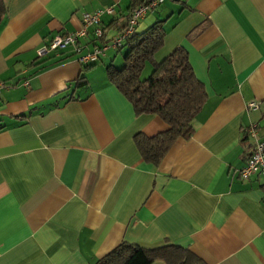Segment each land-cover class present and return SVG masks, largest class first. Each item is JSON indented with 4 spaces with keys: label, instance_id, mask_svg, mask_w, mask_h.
<instances>
[{
    "label": "crops",
    "instance_id": "obj_1",
    "mask_svg": "<svg viewBox=\"0 0 264 264\" xmlns=\"http://www.w3.org/2000/svg\"><path fill=\"white\" fill-rule=\"evenodd\" d=\"M142 1L3 0L0 264H93L121 242L176 245L203 264H264V174L237 175L250 152L242 129L255 124L264 140V0H165L139 20L142 29L164 21L154 60L183 48L206 94L191 136L156 166L133 137L166 125L135 116L107 82L116 50L85 69L69 47L36 57L79 29L82 13L111 8L99 19L102 37L91 27L80 40L90 51ZM79 76L83 88L74 87Z\"/></svg>",
    "mask_w": 264,
    "mask_h": 264
},
{
    "label": "trees",
    "instance_id": "obj_2",
    "mask_svg": "<svg viewBox=\"0 0 264 264\" xmlns=\"http://www.w3.org/2000/svg\"><path fill=\"white\" fill-rule=\"evenodd\" d=\"M2 2L0 0V9ZM138 5H131L128 12ZM163 24V20L154 21L140 32H136V25L121 46L115 49L116 52L125 50L121 66L117 68L109 63L104 67L107 82L129 102L135 116L153 115L166 125L164 131L152 136L137 133L133 137L141 159L153 166L159 164L175 140H187L191 136L193 119L206 100L203 85L193 75L183 48L175 47L160 61L154 60L155 53L163 45ZM146 65L151 66V74L141 79ZM83 66L85 69L92 64ZM86 85L83 76L74 82L75 88ZM155 261L164 264H203L189 250L176 245L143 248L126 242L119 243L93 264H151Z\"/></svg>",
    "mask_w": 264,
    "mask_h": 264
},
{
    "label": "built area",
    "instance_id": "obj_3",
    "mask_svg": "<svg viewBox=\"0 0 264 264\" xmlns=\"http://www.w3.org/2000/svg\"><path fill=\"white\" fill-rule=\"evenodd\" d=\"M164 0H144L126 15V26L107 42L95 45L86 53H81L80 40L86 36L87 30L93 28V38L100 39L103 32L98 28L99 19L103 15L111 14V8L95 10L92 13H82L80 19V28L62 35L52 37L47 43L41 45L36 50V57L41 58L52 53L72 48L78 54V63L81 65L94 64L103 56L107 49H118L126 36L130 35L138 21L148 12L161 5ZM256 105L249 103L247 108L254 109ZM245 139L250 141V152L245 160L244 166L237 172L241 181L248 180L251 176L264 174V140L259 138L258 128L255 124H249L242 129Z\"/></svg>",
    "mask_w": 264,
    "mask_h": 264
},
{
    "label": "rangeland",
    "instance_id": "obj_4",
    "mask_svg": "<svg viewBox=\"0 0 264 264\" xmlns=\"http://www.w3.org/2000/svg\"><path fill=\"white\" fill-rule=\"evenodd\" d=\"M167 3V2H166ZM163 8V7H162ZM161 8V9H162ZM148 13H150V12H148ZM153 17V16H152ZM145 23L147 24L146 25V27H148L150 24H152V22H148V21H145ZM142 26H140V27H136V29H137V31L136 32H140V31H142V30H144L146 27H144V29H142L141 28ZM125 53V50L124 49H121L118 53H116V56H115V60L114 61H112V64L114 65V66H116L117 68H119L120 66H121V64H122V56H123V54ZM99 65V64H98ZM101 66V65H100ZM100 66H98V67H100ZM151 70H152V68H151V66L150 65H146L145 67H144V69L142 70V72H141V76H140V78L141 79H145V78H147L150 74H151Z\"/></svg>",
    "mask_w": 264,
    "mask_h": 264
}]
</instances>
